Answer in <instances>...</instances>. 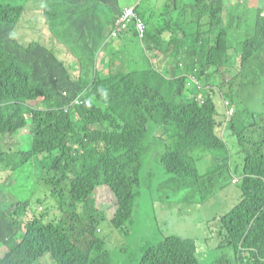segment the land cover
Returning <instances> with one entry per match:
<instances>
[{"label":"trees","instance_id":"16d2710c","mask_svg":"<svg viewBox=\"0 0 264 264\" xmlns=\"http://www.w3.org/2000/svg\"><path fill=\"white\" fill-rule=\"evenodd\" d=\"M45 4L46 20L59 35L61 29L66 31L69 48L79 55L88 52L92 58L96 49L84 30L100 31L101 10L112 27L133 5H121L119 0H45ZM249 4L250 0H156L149 4L146 16L138 6L148 28L146 39L155 47L157 42L167 47L174 41L184 44L176 54L173 48L168 50L173 61L169 70L164 73L159 65L148 62L147 68L133 72L110 68V74L100 76L86 61H79L81 72L74 76L54 50L39 41L19 42L13 34L25 7L0 2V165L16 164L8 153L22 158V165L50 158L45 168L61 178L58 195L53 194L57 205L48 208L47 218L41 213L24 221L30 209L27 199L0 200V245L8 247L0 264H35L46 253L55 264H109L106 242L95 234L96 217L82 216L78 205L96 211L95 190L107 185L117 204L111 223L117 228L125 224L132 215L143 156L151 148L150 122L157 127L156 139L165 146L161 162L178 175L181 188L202 191L213 187L215 179L223 181L219 188L230 181L238 185V202L219 218L213 217L223 237L218 248L225 240L236 257L248 254L247 264H264V113L240 129L227 127L225 110H216L212 89L225 93V99L221 97L225 109L237 104V113L241 111L236 121L243 123L244 107L235 102L234 82L226 81L218 67L231 59V50L240 55L243 66L264 53V7L260 4L255 6L253 34L239 48L229 42L230 30L236 26L230 18ZM164 7L172 9L169 20L161 12ZM222 20L225 27H220ZM130 29L134 31L133 26ZM168 32L170 39L165 42ZM209 81L210 87L204 89ZM85 91L81 103L65 111ZM200 94L203 103L197 101ZM39 97H43L39 106L27 104ZM26 126L29 137L22 143L17 133ZM225 130L239 146L237 163L232 162L230 150L222 149ZM199 149L203 153L198 157L211 155L209 163L216 165L212 174H202L197 166L200 158L193 153ZM3 189L0 183L1 195ZM137 264L200 262L192 239L166 235ZM225 264L232 263L227 259Z\"/></svg>","mask_w":264,"mask_h":264},{"label":"rangeland","instance_id":"374dc122","mask_svg":"<svg viewBox=\"0 0 264 264\" xmlns=\"http://www.w3.org/2000/svg\"><path fill=\"white\" fill-rule=\"evenodd\" d=\"M2 1L0 0V2ZM7 1L22 4L25 7L15 29L22 43L39 41L54 50L68 64L74 76H77L79 69L82 68L79 61H86V65L93 67L100 75L103 73L101 67L104 65L111 68L113 72L118 70L133 72L147 68L148 62L157 67L156 61H153L156 54L148 47L146 41L134 37H110L111 27L104 10H101L99 14V21L102 23L100 31L85 29L83 32L84 37L91 42V47L96 49L95 57L92 58L88 52L79 55L69 48L68 37L64 29H61V35L56 33L44 16L43 11L47 5L45 0ZM231 1L224 0L225 3H231ZM119 2L121 5L124 4L122 0ZM254 4L264 7V0H256ZM255 8L243 6L236 10L240 11L239 15H233L234 18H230L231 24L236 25L230 30L231 47H241V42L253 34ZM139 12L142 16L148 14L141 7ZM161 12L164 13L163 16L166 20L172 16L171 8L164 7ZM225 26L226 22L222 20L220 27ZM207 38V35L203 37L204 42H207ZM231 53V59L218 68L226 81L234 82L233 88L237 93L235 102L244 107V115L241 120L243 123L231 120L227 122V127L233 125L235 129H240L243 124H248L252 118L264 113V53L244 66L240 63V55L233 50ZM123 60L136 61V63L130 66L126 64L118 66L119 62ZM163 72L165 73V71ZM216 84L213 83V86L220 87L219 83ZM228 88L229 86L225 82L224 91H227ZM213 90H215L213 98L216 110L220 113L225 110L226 113L221 99V97L224 98L225 93L222 91V95H219L217 89L213 88ZM41 101L34 103L33 106H39ZM222 129H225L224 125H222ZM157 134L159 133L156 125L150 122L151 148L142 159L140 182L137 187V195L133 200L132 215L122 227L117 228L111 223L117 204L109 186L102 185L96 188V211L90 212V208L84 210L83 205H78L77 211L82 216L92 213L96 217L94 223L97 230L95 234L106 242V248L110 252L109 264H137L144 252L160 242L166 235H178L192 239L200 264H225L227 259L232 264H247L248 254L244 253L236 257L233 248L227 245L225 240L224 245L218 248L223 237L219 234L220 224L213 220L214 216L219 218L238 202L241 196L238 185L230 181L226 187L219 188L223 181L215 179L213 187L202 191L181 188L178 175L168 172L161 162V154L165 151V146L156 139ZM28 137V130H21L17 133V138L22 143ZM221 138L224 142L222 149L230 150L234 156L232 162L237 163V160H240L237 156L239 146L227 136L226 130ZM201 153L203 152L199 149L195 150L193 155L200 158L198 156ZM7 156L15 159L16 164L13 166L0 165V183L4 186L3 195L0 191V200L27 199L30 209L24 221L32 219L35 214L43 213L46 217L48 208L51 205H57L53 194L58 195L59 180H61L60 175L55 176L54 171L48 172L45 168L50 162V158L41 161V157H39L32 164L22 165L23 159L15 153H8ZM210 159L211 155H206L197 159L198 161L196 160L197 166L204 175L212 174L216 169V165L209 163ZM202 196L204 201H201ZM90 221L88 219L89 223ZM6 252H8V247L5 244L0 245V257ZM35 264L55 263L50 254L46 253Z\"/></svg>","mask_w":264,"mask_h":264},{"label":"crops","instance_id":"0c3cea01","mask_svg":"<svg viewBox=\"0 0 264 264\" xmlns=\"http://www.w3.org/2000/svg\"><path fill=\"white\" fill-rule=\"evenodd\" d=\"M122 1L124 2L123 5H126L127 3H130V2L132 4H134V2H135V0H122ZM232 1H238V0H232ZM255 1L256 0H250L249 6L255 7L256 6L254 4ZM155 2H156V0H142L141 1V4H140V7L142 8L143 11H145L147 13H150L149 12V4H152V3H155ZM28 27H30V26L28 25ZM170 35H171L170 32H168L166 34V36L164 37L165 40H166L165 42H167L170 39ZM178 35H180V34L178 33ZM121 37H131V33H129L127 35H124V36H121ZM165 44L166 43H163V45H160L159 46V44L157 42L158 47H155L150 42L149 37L147 38V45H148V47L150 49H152L154 51V53L156 54L155 55V58L153 59V61H156L155 63L157 65H159L162 68L163 71H168L169 68H170V66L173 64V61H171V58H170V52L168 50H170L171 48H173L172 54H176L178 48H182L184 46V44H183V46H181V44L179 42H176V41L173 42V45H170L169 44L168 47ZM193 44H194V42H193ZM156 48H158V49H161L162 48L161 49V52H160V50H157ZM106 56H107V54H106ZM105 62H107V61H105ZM135 63H136V61H125L124 60V61H120L119 64H118V66H121L123 64H126V65H129L130 66V65H134ZM182 67H184V66H182ZM109 70L110 69L106 65H104V66L101 67V71H103L104 74H107L109 72Z\"/></svg>","mask_w":264,"mask_h":264},{"label":"clouds","instance_id":"9594fccd","mask_svg":"<svg viewBox=\"0 0 264 264\" xmlns=\"http://www.w3.org/2000/svg\"><path fill=\"white\" fill-rule=\"evenodd\" d=\"M141 1H142V0H140V2H139L138 4H136V3H137V0H135L134 4L132 5V6H135V10H136V12H137V14H138L139 16H140V14H139L138 11H137V7L140 6ZM132 6H131V7H132ZM129 8H130V7H129ZM43 13H44V11H43ZM121 14H122V13H121ZM121 14H120V15H121ZM120 15H119V16H120ZM44 16H45V15H44ZM119 16H118V17H119ZM118 17H117V18H118ZM140 17H141V16H140ZM45 18H46V17H45ZM117 18H116V19H117ZM141 18H142V17H141ZM142 19H143V18H142ZM115 21H116V20H115ZM115 21H114L113 24H112L111 31H112V28H113V25H114ZM144 22H145V21H144ZM145 24H146V23H145ZM83 26H84V22L81 23V25H80V29H82ZM131 26L134 27V31H132V30L130 29ZM130 27H129L128 31H126L124 34H122V35H120V36H118V37H121V36H124V35H127V34L131 33V37H134V35H135L136 38L140 39V38L138 37V35H137V32H136V30H135V26H134L133 22L130 23ZM146 27H147V25H146ZM111 31H110V36H111ZM147 34H148V28H147L146 36H145L143 39H141V40L146 41V43H147V39H146ZM13 36H14L19 42L22 43V41H21L20 38L17 36V34H16L15 31H14ZM115 38H117V37H115ZM33 42H34V41H33ZM29 43H30V42H29ZM22 44H23V43H22ZM24 44H28V43H24ZM156 44H157V43H156ZM156 49H157V50H160V52H161V49H158V48H156ZM59 58H60V57H59ZM60 59H61V58H60ZM62 60H63V59H62ZM80 72H81V70L79 69L77 76L80 75ZM98 74H99V73H98ZM108 74H110V70H109V72H108L107 74L102 73L101 75L103 76V75H108ZM99 75H100V74H99ZM101 75H100V76H101ZM212 79H213V78H212ZM212 79H211V81H212ZM211 81L206 82V84H205V86H204V89H207V88L210 87V83H211ZM212 89H213V88H212ZM214 91H215V90H214ZM86 93H87V91H85L83 94L78 95L76 98H74V99L71 101V103L65 107V111H68V110H69L71 107H73V106L79 105V104L81 103L82 99L85 98L84 95H85ZM63 94L66 95V92L64 91ZM40 98H41V99H40ZM42 99H43V97H39V98L34 99V100H28V101H27V104L33 106L34 103H36V102H38L39 100H42ZM76 100H78L79 102H76ZM203 100H204V99H202V95L200 94V95L198 96L197 101H198L199 103H203ZM231 108H233V112H232V113H230V109H231ZM242 110H243V109H242ZM237 112H238L237 104H235V103H231V104H229V105H226V121H225V124H226L228 121H231V120H235V121H236L238 118H240V111H239V113H237ZM236 115H237V116H236ZM21 130H28V132H29V128H28L27 126L21 128V129H19L18 132H20Z\"/></svg>","mask_w":264,"mask_h":264},{"label":"built area","instance_id":"2783aa9c","mask_svg":"<svg viewBox=\"0 0 264 264\" xmlns=\"http://www.w3.org/2000/svg\"><path fill=\"white\" fill-rule=\"evenodd\" d=\"M140 0H137L138 4ZM133 22L135 30L140 39H143L146 36L147 27L144 20L137 14L135 6L126 8L122 14L116 19L112 31L111 38L118 37L128 31L130 23ZM76 102H79L76 100ZM233 112V108L230 109V113Z\"/></svg>","mask_w":264,"mask_h":264}]
</instances>
